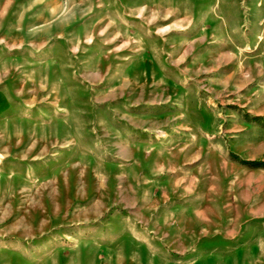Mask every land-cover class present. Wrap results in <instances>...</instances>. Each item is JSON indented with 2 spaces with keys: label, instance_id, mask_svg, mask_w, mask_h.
I'll use <instances>...</instances> for the list:
<instances>
[{
  "label": "rangeland",
  "instance_id": "obj_1",
  "mask_svg": "<svg viewBox=\"0 0 264 264\" xmlns=\"http://www.w3.org/2000/svg\"><path fill=\"white\" fill-rule=\"evenodd\" d=\"M0 264H264V0H0Z\"/></svg>",
  "mask_w": 264,
  "mask_h": 264
}]
</instances>
